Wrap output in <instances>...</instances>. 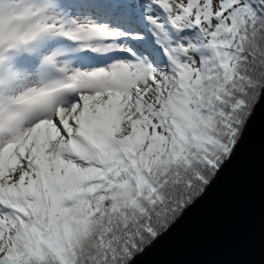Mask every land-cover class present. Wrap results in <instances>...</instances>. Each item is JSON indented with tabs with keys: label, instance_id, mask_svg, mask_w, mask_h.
<instances>
[{
	"label": "snow or ice",
	"instance_id": "1",
	"mask_svg": "<svg viewBox=\"0 0 264 264\" xmlns=\"http://www.w3.org/2000/svg\"><path fill=\"white\" fill-rule=\"evenodd\" d=\"M264 94V0H0V264H130Z\"/></svg>",
	"mask_w": 264,
	"mask_h": 264
},
{
	"label": "water",
	"instance_id": "2",
	"mask_svg": "<svg viewBox=\"0 0 264 264\" xmlns=\"http://www.w3.org/2000/svg\"><path fill=\"white\" fill-rule=\"evenodd\" d=\"M130 264H264V94L204 192Z\"/></svg>",
	"mask_w": 264,
	"mask_h": 264
},
{
	"label": "trees",
	"instance_id": "3",
	"mask_svg": "<svg viewBox=\"0 0 264 264\" xmlns=\"http://www.w3.org/2000/svg\"><path fill=\"white\" fill-rule=\"evenodd\" d=\"M242 130H243V129H242ZM185 208H186V207H185ZM185 208H184V209H185ZM136 255H137V254H136Z\"/></svg>",
	"mask_w": 264,
	"mask_h": 264
}]
</instances>
